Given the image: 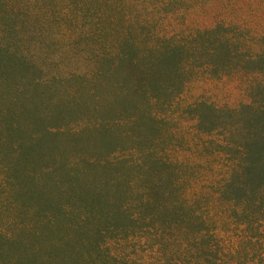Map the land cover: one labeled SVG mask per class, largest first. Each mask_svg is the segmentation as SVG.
Listing matches in <instances>:
<instances>
[{
  "label": "rangeland",
  "instance_id": "rangeland-1",
  "mask_svg": "<svg viewBox=\"0 0 264 264\" xmlns=\"http://www.w3.org/2000/svg\"><path fill=\"white\" fill-rule=\"evenodd\" d=\"M154 2L0 0V203L11 206L0 215L79 218L87 231L113 218L124 224L131 212L126 198H136L139 186L132 183V193H125L131 186L124 176L138 172L123 160L143 153L189 162L192 196L200 192L208 212H216L209 204L228 169L201 158L207 137L186 110L197 102L235 108L250 101L235 81L200 74L169 107L137 92L128 69L116 68L110 31L120 8L141 12ZM160 13L151 21L164 38L219 22L264 34V0H191ZM215 215L221 247L232 261L264 258V223L250 233Z\"/></svg>",
  "mask_w": 264,
  "mask_h": 264
},
{
  "label": "trees",
  "instance_id": "trees-1",
  "mask_svg": "<svg viewBox=\"0 0 264 264\" xmlns=\"http://www.w3.org/2000/svg\"><path fill=\"white\" fill-rule=\"evenodd\" d=\"M190 1L155 0L141 12L120 8L110 31L118 50L116 68L128 69L137 92L164 107L182 97L199 74L238 83L250 104L215 108L197 102L186 114L207 137L201 158L228 169L209 205L257 232L264 223V34L255 35L245 24L219 22L178 37L159 36L151 18L162 17L160 11L169 5ZM123 161L138 172L133 179L124 176L131 186L125 193H132V183L139 186L136 198H126L131 212L124 224L113 218L87 231L79 218L0 215V264H264L263 257L234 262L222 249L217 215L208 212L200 192L192 196L187 186L189 162L145 153ZM10 208L0 203V210Z\"/></svg>",
  "mask_w": 264,
  "mask_h": 264
}]
</instances>
